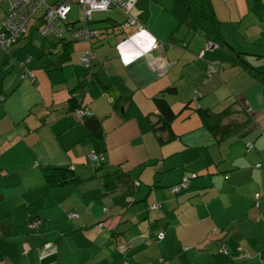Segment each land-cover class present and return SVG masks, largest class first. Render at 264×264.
I'll use <instances>...</instances> for the list:
<instances>
[{
	"label": "crops",
	"instance_id": "crops-1",
	"mask_svg": "<svg viewBox=\"0 0 264 264\" xmlns=\"http://www.w3.org/2000/svg\"><path fill=\"white\" fill-rule=\"evenodd\" d=\"M169 1L151 0L145 12L136 5L115 21L138 23L102 42L72 43L68 63L38 30L0 55V264H264V88L237 64H264L251 54L264 55V0H210L228 46L204 59L207 40L198 33L187 42L190 25L182 31ZM0 5L1 25L10 5ZM28 58L35 82L22 65ZM212 61L219 72L198 105L219 113L231 102L224 124L240 128L219 140L186 112L168 140L153 129L154 99L177 87L167 99L180 114ZM76 102L91 114L78 120ZM90 119L97 130L85 126ZM52 167L79 180L50 188ZM186 176L189 189L169 190Z\"/></svg>",
	"mask_w": 264,
	"mask_h": 264
},
{
	"label": "trees",
	"instance_id": "trees-1",
	"mask_svg": "<svg viewBox=\"0 0 264 264\" xmlns=\"http://www.w3.org/2000/svg\"><path fill=\"white\" fill-rule=\"evenodd\" d=\"M56 1H58V0H56ZM150 1L151 0H138L136 5L140 8V10L145 12L146 11L145 6H147V4ZM42 8H43V6L34 14L32 19H34L35 23L33 24L32 28L29 29L30 28V25H29L26 35L21 37L18 40V42L21 39L25 38L27 35H29V33L33 32V30H38L39 34L43 38H46V39L52 38V40L53 39L55 40L54 46H53L54 49H56L58 46H61L63 48L61 59L63 61V64L66 62L68 63L70 61V47H71L72 43H74V42H87V41L76 40L71 34H67L65 37H63L61 39L43 36L41 34V29L43 27V22H44L43 18L45 17L46 10L43 12V14L41 16H39L38 18H35L37 13ZM114 8H118V7H114ZM114 8L111 9L109 14H107L106 12H96V13L106 14L104 19L95 20L94 15H93L91 21H89L87 24L84 23V25H88L89 30L97 32V36H94V38H92L91 41H89L90 43L91 42H94V43L102 42L108 37L109 34H113V32L120 33L119 30H121L123 28L122 26L124 25L125 22L124 23H118L117 21H115L111 17L112 16L111 13H112V10ZM9 9H10V7H9ZM8 13H9V11H8ZM172 13H173L174 17L178 20V22H179L178 25L180 27L183 25L189 24L190 25V31H192L193 33L202 34L205 37V39L207 40V42L211 41V42L217 44L218 47H227L228 46V43L224 40V37L222 36L221 30H220L221 22L216 17V14L213 10L212 3L210 0H176ZM32 19H31V21H32ZM80 21H81V19H79V21H77V22H70L69 21V23H72L74 25H80ZM99 25H104V26H99ZM0 27H1V25H0ZM180 27H178V28H180ZM110 29H112V32L110 31ZM16 44L11 46V48L8 51H3V50H1V47H0V55L3 54L2 58H6L7 56H9L11 54L12 48ZM84 54H85V52H84ZM238 54H239L238 59H243L241 57L242 55L243 56H250L249 54H245L244 52H239V51H238ZM251 54L253 56H255V58L256 57L257 58H264V55L260 54V53H251ZM204 56H205V54H204ZM204 56L200 59H204ZM29 62H30V58H28L25 62L22 63V65L25 66V69L28 73V76L30 75V73L34 75V73L28 68ZM242 62H243L242 60H240V61L238 60L237 64L245 67L250 72H253L254 76H256L257 79H259L262 82L263 88H264V64L262 66H259V67H252V66H248V64H247V66H248L247 67L246 64L244 62L243 63ZM92 63H93V61H92ZM218 63L219 62H217V61H212V62L208 63L207 68H206V75H204L205 78L201 81V83H200L201 85H198V87L194 90V98L191 99L190 101H187L184 104V106L182 107V109L180 111L181 112L180 114L173 110V108L171 107V105L167 99L168 96H178L180 94V91L177 87L170 86V87L166 88L162 93H160L159 96H157L154 99L156 108H157L158 113H159V121H158V123L154 124V126H153V129L156 132H159V133L168 132V140H171L173 138H177V135L174 134V132H173V128H172L173 123L175 122V120L177 118H179V115H182L183 113H186V112H197V113H199L201 118L203 119L204 126L219 140H224V139L230 137L233 133H235L237 131V128L238 129L240 128V124H234V123L224 124V120L233 114L232 107H231L232 105L228 106L226 109H224L223 111H221L219 113L214 112L212 110L203 109L200 105H198L199 101L203 97L201 94L202 87L204 85H206V83L209 81V79L214 74L213 73L211 76H208L209 67L211 66V64H215V67L217 69H219ZM81 64H82V61H81ZM34 81H35V76H34ZM4 99L5 98L0 93V100L3 101ZM194 101H196V102H194ZM193 103H195V104L197 103L195 105L196 107H193ZM76 109L88 110L85 107L78 105L77 102H76V105H74L73 113ZM90 114H91V112H90ZM74 116L78 120L84 119V118L80 119L76 115H74ZM244 125L245 124H243L242 126H244ZM161 139H162V137H161ZM249 150H253V145H252V149H249ZM99 154H101V153H99ZM102 161H104V160H102ZM102 161H98L95 163L103 164ZM260 167H258V168H260ZM44 177H45L46 185L50 188L51 187L56 188V187H62V186H69L72 183H75L76 181L79 180V178L76 177L75 173H73L72 171H69L68 169L63 168V167H52L50 169V172L45 174ZM195 177H196V175L193 176V178H195ZM184 178H187L189 180V183L186 186V188H183L181 186L183 184ZM184 178L178 184L170 187L169 190L172 191L174 194H180V193H183L184 191H186L187 189H189L191 186L192 177L186 176ZM139 185H140V183H139ZM175 187H179L180 190L174 191ZM257 206H260L259 202H257ZM28 226L32 230L38 229L40 226V221L33 220L28 224ZM158 236H160V235H158ZM160 240H162V239H160ZM125 261H127V260H125ZM125 261H123L121 264H123Z\"/></svg>",
	"mask_w": 264,
	"mask_h": 264
},
{
	"label": "built area",
	"instance_id": "built-area-1",
	"mask_svg": "<svg viewBox=\"0 0 264 264\" xmlns=\"http://www.w3.org/2000/svg\"><path fill=\"white\" fill-rule=\"evenodd\" d=\"M7 1L10 5L9 13L0 27V47L3 51H8L11 46L16 44L18 40L25 36L27 33L30 21L34 14L44 5L47 9L45 17L43 18V27L41 34L43 36L54 37L61 39L67 34H71L76 40L91 41L94 36H97V32L89 30L88 23L91 21L93 15L96 12L110 13L111 9L118 7L126 15H129L130 11L136 6L138 0H58L51 5H48V0H0ZM79 4L81 6V21L80 25H74L69 23V17L73 12V6ZM138 22L130 17V20L122 27L131 26ZM216 48V44L208 41L205 45V50L200 54L202 58L206 51ZM95 58L92 49H87L85 54L81 58L84 67L89 68ZM219 72V69L215 67V64H211L208 70V76L213 73ZM30 80L34 82V75L30 73ZM90 114L89 110L76 109L74 115L78 118H85ZM247 147L252 149V145L247 143ZM89 158L93 162L104 160L102 154L92 153ZM257 165L256 167H260ZM189 180L183 179V188H186ZM139 185V183H137ZM182 189V188H181ZM180 190L179 187H175L174 191ZM76 215H70V218H74ZM164 235L161 234L159 239H163ZM123 264H130L125 261Z\"/></svg>",
	"mask_w": 264,
	"mask_h": 264
},
{
	"label": "rangeland",
	"instance_id": "rangeland-1",
	"mask_svg": "<svg viewBox=\"0 0 264 264\" xmlns=\"http://www.w3.org/2000/svg\"><path fill=\"white\" fill-rule=\"evenodd\" d=\"M56 0H48V5H51V4H53L54 2H55ZM5 3V2H4ZM169 4H171V0L169 1ZM3 5H6V3L5 4H3ZM1 6V5H0ZM47 9V7H46V5H44L43 6V8L37 13V15H36V17L35 18H38L39 16H41L42 14H43V12L45 11ZM112 18L114 19V20H120V21H123L124 19H126V15H125V13L121 10V9H119V8H114L113 10H112ZM105 16H106V14H104V13H95L94 14V18H95V20H100V19H104L105 18ZM79 19H81V6L80 5H78V4H75L74 6H73V12L71 13V15H70V17H69V21L70 22H77V21H79ZM31 22H33L34 23V19H32V21ZM182 28V31L183 30H186V28L185 27H183V26H181ZM187 31V35H188V38H186V40H187V42H189L190 40H194L196 37H198V35H200V34H194L192 31H189V30H186ZM199 37H201V36H199ZM76 44H78V43H76ZM213 52H217V51H221V47H219V48H215V49H213L212 50ZM264 62V61H263ZM193 94H194V90H193ZM215 97V96H214ZM197 104V103H196ZM195 103H193V107H196L195 105H196ZM231 104V102L230 103H228V104H226V106H229ZM225 106V107H226ZM9 223H10V221H9Z\"/></svg>",
	"mask_w": 264,
	"mask_h": 264
},
{
	"label": "water",
	"instance_id": "water-1",
	"mask_svg": "<svg viewBox=\"0 0 264 264\" xmlns=\"http://www.w3.org/2000/svg\"><path fill=\"white\" fill-rule=\"evenodd\" d=\"M96 125V130L98 129V126H99V120L97 119H90V120H87L85 122V126L90 129L91 131H94L92 130V128Z\"/></svg>",
	"mask_w": 264,
	"mask_h": 264
},
{
	"label": "clouds",
	"instance_id": "clouds-1",
	"mask_svg": "<svg viewBox=\"0 0 264 264\" xmlns=\"http://www.w3.org/2000/svg\"><path fill=\"white\" fill-rule=\"evenodd\" d=\"M2 2V1H1ZM207 43V42H206ZM216 48H218V45L216 44ZM215 49V48H214ZM200 56V55H199ZM35 82V81H34Z\"/></svg>",
	"mask_w": 264,
	"mask_h": 264
}]
</instances>
